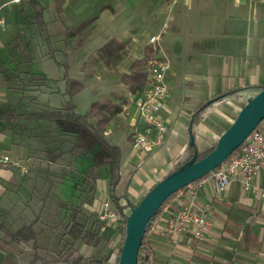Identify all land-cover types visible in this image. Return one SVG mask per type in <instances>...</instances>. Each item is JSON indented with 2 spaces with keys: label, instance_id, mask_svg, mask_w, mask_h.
I'll list each match as a JSON object with an SVG mask.
<instances>
[{
  "label": "rangeland",
  "instance_id": "374dc122",
  "mask_svg": "<svg viewBox=\"0 0 264 264\" xmlns=\"http://www.w3.org/2000/svg\"><path fill=\"white\" fill-rule=\"evenodd\" d=\"M3 1L6 0H0V2ZM81 1L80 9L85 10L86 13V9L91 7L89 13L93 17L79 22V26L83 24L82 30H78L79 27L73 28L74 30L71 29L72 33H69V63L74 70L70 69L69 73L74 78H82L85 84V87L73 97V101L76 105V111L79 113L85 112L94 100L108 101L117 107L107 125L106 136L111 142L119 144L123 150L121 159L123 177L118 185L120 191L123 188L125 174L131 166H136L130 183L132 190L128 193V197L134 203L152 184L166 175L175 163L169 165L162 158V155H160L161 159L156 162L154 155L147 151L133 152L130 146L133 129L130 122L131 113L129 109L124 107L130 108L127 93L132 92L128 85L121 81V77L131 72L130 67L126 66L125 63L141 57L144 45L137 48L133 47L129 53L124 49L125 43L121 45L115 36L108 37L106 42L101 39L94 41V45L91 44L89 40L93 39L94 36L98 37L97 26H101V23L105 21L100 16H104V13L109 16L116 15L117 10L113 6L114 4L106 3L107 0ZM179 1L180 7H186L185 0ZM43 3L47 6L44 14L45 19L57 18L60 2L43 0ZM7 8H4L7 23L5 27H0V41L2 44H6L0 46V106L18 101L17 94H22L25 90L22 88L21 93H15L3 76H8L14 80L16 74L25 76L24 73L26 72L45 79V83L39 91L34 90L26 93L37 95L40 104L59 107L66 98L63 96L64 81L61 79L64 73V64H60L62 50L65 48L62 42L65 33L49 27L46 38L45 35L38 36L31 17L32 13L28 10L27 5L20 3L9 5ZM118 17L119 14L114 20ZM205 18L203 17L202 20ZM109 19L111 20L110 17ZM197 20L196 17L179 16L176 12L175 19L167 21L168 30L165 29L160 33V39L156 46L160 53L166 55L180 78H192L201 83L204 89L208 88L210 80L221 79L220 89L225 91L227 86L224 81L230 76L225 74L224 69L226 65L231 64V67L233 66L234 58L242 59L244 45L241 43L243 41L236 37L235 42L237 44L232 50L225 45L219 47L217 44L209 47L195 46L196 42H205L209 39H202V37L192 34ZM92 22L94 23L88 26ZM161 23L162 21L159 19L156 25L147 28V40L150 34L157 33V28L161 26ZM69 24L70 22L66 20L65 25ZM73 25L76 23L74 22ZM177 29H183L185 33L174 34L171 37V31ZM118 31L116 33H119ZM215 40L218 42L220 38ZM222 40L226 42V39ZM8 41L10 43L7 44ZM50 54L54 56L51 57ZM208 93L206 90V96ZM203 101L208 105L209 100H204V98L195 103L198 104ZM228 104L234 108L238 106L235 101ZM1 107L0 112H2ZM228 110L213 105L208 109L200 122L205 133L201 132L203 134L198 139L197 147L199 149H204L213 143L216 137L232 122L235 113L230 114ZM0 124L3 125L5 122L1 121ZM30 128L32 126L22 131L19 127L10 126L1 133L4 142L0 143V225L3 224L12 232L37 218L34 230L37 232L38 254L41 259L53 260L62 255L64 257L68 252L63 248V244L70 241L68 235L63 236L68 223L63 205L71 206L72 202H77V199H72L71 196L72 183L75 185L76 191H80L81 188H84L85 191V193L77 192V197H79V193L83 194L80 198H83L84 214L79 216V221H83L85 216L90 214L89 206L93 203L99 205L102 191L104 193L109 192L110 168L108 166L94 168L96 179L92 193L91 190L89 191L88 178L85 177L89 165L88 158L84 154L75 156L74 154L80 151L79 149L75 152L72 151V161L74 162L73 166L69 167L78 168L75 175L77 177L76 182H73V172H63L64 168L61 166L67 163V160L63 161L65 157L59 158L56 162H50L47 159L39 160V157L44 158L43 150H40L39 147L45 148L47 151L56 148L51 133H43L49 139L44 142V138L39 135L40 129L32 133ZM33 129L35 130V128ZM184 135L188 137L186 133ZM71 145L72 139L63 144V149H69ZM176 145L175 155L179 154L180 151H182V155L170 158V161L180 162L189 155L188 144L178 140ZM68 155L71 156V153L68 152ZM3 156L9 158L6 164L1 162ZM172 157L174 156L172 155ZM129 162L133 164L131 165ZM87 223L89 224L90 220ZM110 231V228L106 229V233ZM106 233L99 245L83 246L81 252L84 253L86 248H91L90 255L93 256L92 258L99 257L100 248L106 245ZM2 234L3 231L0 228V264H31L33 258L32 250H30L31 242L5 244L2 240ZM111 245L113 249L115 248V252L108 248L110 253L106 264H115L116 259L111 256L119 251L120 241L117 245L114 242ZM40 263L37 261L35 264Z\"/></svg>",
  "mask_w": 264,
  "mask_h": 264
},
{
  "label": "crops",
  "instance_id": "0c3cea01",
  "mask_svg": "<svg viewBox=\"0 0 264 264\" xmlns=\"http://www.w3.org/2000/svg\"><path fill=\"white\" fill-rule=\"evenodd\" d=\"M56 1L61 4L58 7V17L45 19L48 28L53 27L56 31L65 33L66 28H78L80 21L93 17L89 13L91 7L86 9V13L85 10L80 9L81 0ZM3 2H7V0ZM20 3L22 2L8 4L6 8L9 5ZM106 3L114 4L113 6L117 10L116 15L119 14V17L114 20L116 15L109 16L107 13L100 16L105 21L96 28L98 37L92 35L94 37L89 42L93 44L94 41L101 39L106 42L108 37L115 36L121 45L125 43L124 49L129 53L133 47L144 45L142 56L135 60L143 57L146 47L152 48L149 38L146 39L147 28L156 25L157 20L160 19L162 23L157 28V32L168 30V22L175 19L176 12L179 16L196 17L198 20L192 34L198 35L202 39L209 38L205 42H196L195 46L209 47L217 44L219 47L225 45L232 50L237 44L236 37L243 41L241 43L244 45L242 59L234 58L233 66L226 65L224 69L225 74L230 76L224 81L227 86L225 91L220 89L221 79L210 80L208 88L204 89L201 83L192 78H180L166 55L160 53L159 48L156 44L154 45L157 49L155 54L165 57L170 66L166 77L169 95L165 100V108L160 112L166 127L164 142L161 146L148 151L154 155L156 162L161 159L160 155L169 165L177 162L176 160L170 161V158L182 155V151L175 155L176 144L178 140L188 144L190 119L199 108L206 107L201 113L199 123L192 127L196 145L199 137L201 138L203 134L201 132L205 133L200 122L212 105L229 109L230 114L237 115L247 99L264 87V0H185L186 7H180L179 0H107ZM203 17L209 18L202 20ZM66 20L70 22L67 26L65 25ZM74 22L76 25H73ZM117 30L119 33H116ZM182 33H185L183 29H177L171 31L170 36ZM151 35L153 34H150L149 37ZM219 38L220 40L215 42V39ZM222 39H226V42ZM4 45L6 44H2L0 41V46ZM135 60L127 61L125 65L130 67ZM78 80L83 81L82 78ZM206 90L209 92L207 96ZM129 93L127 94L129 95ZM203 98L209 100L208 105L205 104V101L195 103ZM231 101H235V104L238 103L237 108L228 104ZM3 125L0 124V143L4 142L1 135L4 132L2 131ZM130 146L132 148L131 141ZM132 150L138 152L133 148ZM129 164L133 163L129 162ZM255 183L264 188V170L258 171ZM122 190L118 189L119 193ZM130 190L132 188L129 185L127 195ZM108 194L109 192L102 191L99 205L93 203L89 206L90 211L97 214L101 207L100 204L109 200ZM184 194L180 193L166 206L163 215L154 225L150 238L154 250V264H264V198L243 191L235 179L230 181L227 191L222 197L212 196L208 184L190 199L187 196L183 197ZM181 200H191L197 206L208 205L211 228L205 242H189L185 236L168 238L160 230V225L169 218L170 210L176 207ZM113 237L114 235H112ZM90 251L91 248H86L82 253L84 256H89Z\"/></svg>",
  "mask_w": 264,
  "mask_h": 264
},
{
  "label": "trees",
  "instance_id": "16d2710c",
  "mask_svg": "<svg viewBox=\"0 0 264 264\" xmlns=\"http://www.w3.org/2000/svg\"><path fill=\"white\" fill-rule=\"evenodd\" d=\"M21 2L22 4L24 3L27 5L28 10L32 13L31 17L37 29L36 34L38 36L45 35L46 38L48 23L44 16L46 6L44 5L43 0H21ZM82 25L83 24H81V26ZM81 26H79L78 30H82ZM65 31V35L62 39L65 48L62 50V60L60 62V64H64V73L61 79L64 81L63 96L66 98L63 103L59 107L43 105L40 104L37 95L26 93L34 90L39 91L45 83V79L42 77L27 74L26 72L24 73L25 76H18L16 74L14 80L8 76H4L15 93H21L22 88L25 90L22 94H17L18 101L2 106L0 122H5L2 131L7 130L10 126H13L14 128L19 127L22 131L29 129V126H32V128H30L32 133L33 131L40 129L39 135L44 138V142H47L49 139H47L43 133H51L53 137L52 141L55 142L56 148L52 151H47L45 148L39 147L40 150H43L42 152L44 156V158L39 157V160L47 159L50 162H56L59 158L65 157L63 161L65 162L67 160V163L61 166L64 168L63 172H73V182H76L75 180L77 177L75 175L77 174L78 168L75 166V169L74 167L71 168L69 166H73L74 162L72 161V151L75 152L79 149L80 151H77L74 155L80 156V154H84L88 158L87 161L89 162V165L87 166V176L85 177L88 178V182L90 183L89 191L91 190L92 193L96 179L93 171L94 168L108 166L110 168L108 194L110 205L116 212L122 214L126 208L131 209L135 207L145 193L166 176L176 172L182 165L190 160L194 159V161H197L211 152L216 145V141L211 145L206 146L204 149H199L195 143V139L192 144H190L188 140L189 155L183 161L176 162L166 175L152 184L139 200L134 203L127 195L128 187L136 170L135 165L131 166L124 176L123 190L119 193L118 185L122 179L121 159L123 156V150L120 145L111 142L106 136L107 125L109 124L112 115L115 113V110H117V107L113 106L108 101L102 102L94 100L90 103L89 108L85 112L79 113L76 111L73 97L85 87V84L83 81L73 78L69 73L71 69L69 63V33H72V31L70 27L66 28ZM152 53L153 49L150 46L146 47L143 57L135 60L130 65L131 72L124 74L121 77V81L128 85L132 94L140 92L145 85L147 76L146 63ZM50 56L53 57L54 55L50 54ZM14 88L19 90H15ZM205 108V106H202L191 116L189 134L192 136H194L192 127L199 123L201 113ZM33 128H35V130ZM70 139H72L71 147L69 149H63V144ZM238 150L239 148L229 157L235 155ZM68 152L71 153V156L68 155ZM209 174L210 172L196 181L206 178ZM74 187L75 185L72 183L71 196L72 199L76 198L77 202H72L71 206H68L67 204L63 205L65 218L68 221L63 236L68 235L70 238V241H66L63 244L65 251H68L64 257H62V255L53 260H44L40 258L38 254L37 232L34 230V227L37 224V218L12 232L3 224L0 225V228H2L3 231V242L5 244L31 242L30 250H32L33 254L31 264H35L37 261H40V264H92L94 262L97 264H106L110 253L108 244L112 238L113 231L111 230L107 233L106 231L103 233L100 232L101 221L98 219L95 212L90 211V214L85 216V220L83 219V221H79V216L84 214L82 207L84 202L82 203L83 198H80L83 194L79 193V197H77V192L82 191L85 193V191L83 190L84 188H81L80 191H76ZM187 188L188 186L168 197L147 223L139 244L136 264H154V250L150 243L154 225L163 215L166 206ZM66 212L68 213L66 214ZM126 217L127 216L123 219V237L120 242L119 252L124 239ZM89 220L90 223L88 224L87 222H89ZM105 233L107 234L105 237L106 245L100 248V256L97 258H92L93 256L91 255L84 256L81 252V248L83 246L92 247L99 245ZM119 252L115 264H118Z\"/></svg>",
  "mask_w": 264,
  "mask_h": 264
},
{
  "label": "built area",
  "instance_id": "2783aa9c",
  "mask_svg": "<svg viewBox=\"0 0 264 264\" xmlns=\"http://www.w3.org/2000/svg\"><path fill=\"white\" fill-rule=\"evenodd\" d=\"M21 0H9L0 3V27L6 25L4 8L8 4L19 3ZM162 30L149 37V44L152 45L153 53L146 63V82L142 90L136 94L129 93L128 100L132 124L131 145L135 151H151L164 142L166 127L160 112L165 108V100L169 95L167 73L169 62L165 57L155 54L157 50L154 45L157 43ZM9 158L1 157V162L6 164ZM25 171V169H22ZM264 170V120L250 133L246 140L239 146V150L216 167L210 174L200 180L188 185L183 195L189 199L205 185H209L211 195L222 197L228 188L231 180L235 179L245 192H251L256 197L264 198V188L255 183L258 171ZM126 208L122 214L116 212L110 205L109 200L101 203L97 212L101 221L100 232L107 228L113 231L114 237L108 244L112 251L114 242L116 245L123 237V219L129 213ZM170 216L160 225V230L168 238L174 236H185L189 242L203 243L206 241L211 228V217L208 205L197 206L191 200L180 201L179 204L170 210ZM172 239V240H173ZM116 247V246H115ZM115 252V251H114ZM119 252V251H118ZM118 252L111 257L116 259Z\"/></svg>",
  "mask_w": 264,
  "mask_h": 264
},
{
  "label": "water",
  "instance_id": "95a60500",
  "mask_svg": "<svg viewBox=\"0 0 264 264\" xmlns=\"http://www.w3.org/2000/svg\"><path fill=\"white\" fill-rule=\"evenodd\" d=\"M264 120V87L250 96L230 125L217 137L214 149L201 159L190 160L145 193L129 210L118 264H136L139 244L147 223L163 202L180 189L221 165ZM194 136L189 134V143Z\"/></svg>",
  "mask_w": 264,
  "mask_h": 264
}]
</instances>
